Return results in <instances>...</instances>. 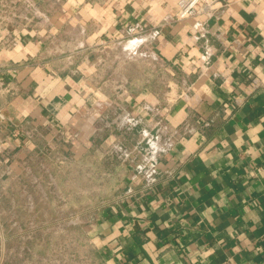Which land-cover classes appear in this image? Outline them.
Masks as SVG:
<instances>
[{
	"label": "crops",
	"instance_id": "obj_1",
	"mask_svg": "<svg viewBox=\"0 0 264 264\" xmlns=\"http://www.w3.org/2000/svg\"><path fill=\"white\" fill-rule=\"evenodd\" d=\"M24 1L0 24V170H117L101 264H264V0L181 21L179 0Z\"/></svg>",
	"mask_w": 264,
	"mask_h": 264
},
{
	"label": "rangeland",
	"instance_id": "obj_2",
	"mask_svg": "<svg viewBox=\"0 0 264 264\" xmlns=\"http://www.w3.org/2000/svg\"><path fill=\"white\" fill-rule=\"evenodd\" d=\"M55 157L34 159L15 177L0 170V264H101L87 228L112 194L105 162L90 155L75 167L70 154ZM108 173L116 196L119 172Z\"/></svg>",
	"mask_w": 264,
	"mask_h": 264
},
{
	"label": "built area",
	"instance_id": "obj_3",
	"mask_svg": "<svg viewBox=\"0 0 264 264\" xmlns=\"http://www.w3.org/2000/svg\"><path fill=\"white\" fill-rule=\"evenodd\" d=\"M228 6L229 0H179L174 19L175 21H181L189 16L209 19L215 17ZM29 8V4L24 0H0V24L13 23L25 17ZM126 34L133 40L144 37V33L138 26L130 27L127 29ZM132 56L137 55L135 53ZM207 58V55L203 56V59L206 60Z\"/></svg>",
	"mask_w": 264,
	"mask_h": 264
},
{
	"label": "bare ground",
	"instance_id": "obj_4",
	"mask_svg": "<svg viewBox=\"0 0 264 264\" xmlns=\"http://www.w3.org/2000/svg\"><path fill=\"white\" fill-rule=\"evenodd\" d=\"M133 44L135 43V41L134 42H132ZM132 45V44H131Z\"/></svg>",
	"mask_w": 264,
	"mask_h": 264
}]
</instances>
